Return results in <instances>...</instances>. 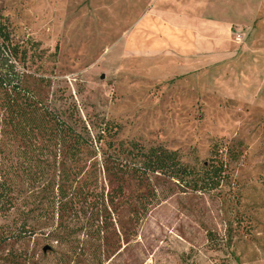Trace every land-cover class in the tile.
<instances>
[{
  "label": "rangeland",
  "instance_id": "1",
  "mask_svg": "<svg viewBox=\"0 0 264 264\" xmlns=\"http://www.w3.org/2000/svg\"><path fill=\"white\" fill-rule=\"evenodd\" d=\"M191 2L0 0V264H264V0ZM132 141L228 177L106 173Z\"/></svg>",
  "mask_w": 264,
  "mask_h": 264
},
{
  "label": "trees",
  "instance_id": "2",
  "mask_svg": "<svg viewBox=\"0 0 264 264\" xmlns=\"http://www.w3.org/2000/svg\"><path fill=\"white\" fill-rule=\"evenodd\" d=\"M3 38L5 42L8 39L5 35ZM4 50V45L0 46V56L3 55ZM10 79V77L0 74V90H12L13 92L19 90V86H13ZM60 124L65 137L72 138L74 151H78L82 146L92 147L90 138L77 134L65 122H60ZM108 129V127H105L102 130L98 141L103 139V135L109 131ZM109 147L114 149V155H107L104 170L112 175L132 173L139 180H143L150 175H160L178 183L184 189L200 193H208L221 188L228 177L227 165L222 160L219 148L214 150L216 156L212 158L208 165L204 164L197 168V166L185 164L179 152L170 151L164 146L146 148L144 145L132 141L120 142L117 147L113 145Z\"/></svg>",
  "mask_w": 264,
  "mask_h": 264
},
{
  "label": "crops",
  "instance_id": "3",
  "mask_svg": "<svg viewBox=\"0 0 264 264\" xmlns=\"http://www.w3.org/2000/svg\"><path fill=\"white\" fill-rule=\"evenodd\" d=\"M206 0H192V2L190 3V5L188 6V8H193L195 11V14H197L198 17H196V19H193L194 21L192 22L191 26H193L195 20H196V23H199L200 25L202 26H206L208 27V32H211L210 33V37H215V34L216 33H219V32H224V30L226 29V24L224 22V20L226 19L224 15L222 16H215V18L213 20H207V19H204L203 15H206V16H209V12H212V11H209L207 10V12H204L203 11V7L205 6V2ZM201 2H203V5L201 4ZM223 10L221 6L219 5H216L215 9H213V13L215 15L216 12L218 11H221ZM203 12V13H202ZM185 17V15H183ZM203 18V19H202ZM189 21V18H186L185 19V23H187ZM183 23V24H185ZM185 28L186 27H190V25H183ZM184 29V28H183ZM213 43H215V46L220 44V42L218 40H215ZM212 44V41L210 42V45Z\"/></svg>",
  "mask_w": 264,
  "mask_h": 264
}]
</instances>
